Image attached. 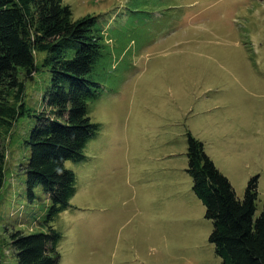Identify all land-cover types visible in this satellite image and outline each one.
Returning <instances> with one entry per match:
<instances>
[{
	"label": "rangeland",
	"instance_id": "obj_1",
	"mask_svg": "<svg viewBox=\"0 0 264 264\" xmlns=\"http://www.w3.org/2000/svg\"><path fill=\"white\" fill-rule=\"evenodd\" d=\"M73 19L91 14L101 55L89 102L98 131L75 174L70 206L54 217L57 264H220L212 221L192 190L187 133L243 197L258 174L255 216L264 209V0H63ZM44 51L23 78L25 105L44 108ZM35 118L2 135L0 264H18L11 232H46L48 196L29 198L24 144Z\"/></svg>",
	"mask_w": 264,
	"mask_h": 264
},
{
	"label": "trees",
	"instance_id": "obj_2",
	"mask_svg": "<svg viewBox=\"0 0 264 264\" xmlns=\"http://www.w3.org/2000/svg\"><path fill=\"white\" fill-rule=\"evenodd\" d=\"M94 15L73 19L63 0H0V188L4 183L2 135L27 114L35 118L24 144L23 166L29 198L36 185L49 204L46 232H11L18 264H57L59 230L51 223L69 207L75 194V174L66 160H77L89 137L99 129L89 117V102L97 99L100 83L91 76L101 55V34ZM44 51L50 85L44 108L35 111L23 101V78L37 69L35 54ZM22 73L23 78L20 76ZM187 172L192 190L212 221L209 241L220 264H264V209L255 216L258 174L251 176L239 198L229 179L207 155L203 143L187 133Z\"/></svg>",
	"mask_w": 264,
	"mask_h": 264
}]
</instances>
